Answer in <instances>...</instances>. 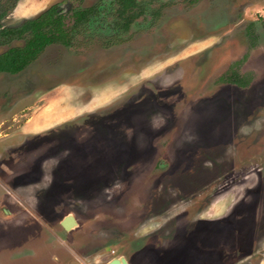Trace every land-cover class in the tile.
<instances>
[{
    "label": "rangeland",
    "instance_id": "obj_1",
    "mask_svg": "<svg viewBox=\"0 0 264 264\" xmlns=\"http://www.w3.org/2000/svg\"><path fill=\"white\" fill-rule=\"evenodd\" d=\"M72 1L69 46L0 75V264H264V0H135L127 30Z\"/></svg>",
    "mask_w": 264,
    "mask_h": 264
},
{
    "label": "trees",
    "instance_id": "obj_2",
    "mask_svg": "<svg viewBox=\"0 0 264 264\" xmlns=\"http://www.w3.org/2000/svg\"><path fill=\"white\" fill-rule=\"evenodd\" d=\"M17 1L14 0L10 7H0V21L14 10ZM119 4L121 6L119 14H126L128 8L131 10L135 6L134 0H119ZM89 13V9L82 10L75 13L74 16L76 20H81ZM131 16L135 17L136 15L132 14ZM129 22L130 19H127L125 27ZM67 37L68 32L67 28L64 27V17L62 13H57L55 7H49L38 16L25 19L15 27H3L0 24V45L17 39L25 41L23 46L11 47L0 54V72L9 74L21 72L37 59L46 46L53 43L69 45L70 41ZM231 79L227 83L232 82L230 84L238 87L245 86V84L240 83L235 74Z\"/></svg>",
    "mask_w": 264,
    "mask_h": 264
},
{
    "label": "flooded vegetation",
    "instance_id": "obj_3",
    "mask_svg": "<svg viewBox=\"0 0 264 264\" xmlns=\"http://www.w3.org/2000/svg\"><path fill=\"white\" fill-rule=\"evenodd\" d=\"M200 0H187V2L189 3V4H195V3H197V2H199ZM110 2H112L115 6L117 5L118 6V8H117V10H116V16L118 17V18H120V20L122 21L120 24H121V28L122 29H124V30H127L128 28H129V26L132 24V22L133 21H135L138 17H139V15H141L142 14V12H144V10H142L140 7H137V4H136V2H135V0H134V3H135V6L130 10L129 8H128V13H126V14H119V10H121V6H120V4H119V0H112V1H110ZM111 3V4H112ZM75 6H77V4L75 3V2H73L72 0H65V3H63V4H61L60 6H58V5H53V6H51V7H55L56 8V11H57V13H62V15H63V17H64V27L65 28H69L68 27V23H67V18L68 17H73V19H74V15H75V13H77L78 11H82V10H78V9H74V7ZM66 9H68L69 11V13L71 14V15H69V13H67L66 14V12H64V10H66ZM89 10H90V13L87 15V16H85V18H82L81 20L80 19H77L76 20V17H75V19H74V22H73V25H75V23H81V25L83 24H85V22H87V20L89 19V17H91V15L95 12V8H93V7H91V8H88ZM88 9H85V10H88ZM84 10V9H83ZM132 14H134V15H136L135 17H132L131 15ZM127 19H130V22L127 24V28L125 27V22L127 21ZM25 20V19H24ZM22 22V21H21ZM20 22V23H21ZM19 23V24H20ZM18 24V25H19ZM72 25V27H70L69 29H67V32H68V34H70V29L71 28H74V26ZM17 26V25H16ZM13 27H15V26H13ZM18 40V39H17ZM19 40H21V39H19ZM53 44H59V45H62V44H60V43H53ZM53 44H50V45H48V46H46L44 49H43V51L40 53V55L44 52V50H46L48 47H50L51 45H53ZM63 46H65V47H67V46H69V45H63ZM39 55V56H40ZM38 56V57H39ZM38 57H37V59H38ZM36 59V60H37ZM35 60V61H36ZM34 61V62H35ZM33 63V62H32ZM31 63V64H32ZM31 64H29V65H31ZM28 65V66H29ZM25 69V68H24ZM23 69V70H24ZM22 70V71H23ZM21 71V72H22ZM21 72H19V73H21ZM1 74H3V72H0V75ZM7 74H9V73H7ZM18 74V73H17ZM10 75H16V74H10ZM9 215H11V214H9ZM74 217V216H73ZM75 218V217H74ZM76 220V219H75ZM77 222V221H76ZM75 229V228H74ZM73 229V230H74ZM72 231V230H71Z\"/></svg>",
    "mask_w": 264,
    "mask_h": 264
},
{
    "label": "water",
    "instance_id": "obj_4",
    "mask_svg": "<svg viewBox=\"0 0 264 264\" xmlns=\"http://www.w3.org/2000/svg\"><path fill=\"white\" fill-rule=\"evenodd\" d=\"M60 226L64 231L69 232L78 226L73 215L68 214L60 221ZM106 264H128L127 260L123 256H117L110 259Z\"/></svg>",
    "mask_w": 264,
    "mask_h": 264
},
{
    "label": "crops",
    "instance_id": "obj_5",
    "mask_svg": "<svg viewBox=\"0 0 264 264\" xmlns=\"http://www.w3.org/2000/svg\"><path fill=\"white\" fill-rule=\"evenodd\" d=\"M1 211H2V213H3L4 215H6V216H10L9 214H11L10 211H9L8 209H6V208H2ZM62 229H63V228H62ZM63 230H64V229H63ZM69 232H70V231H69Z\"/></svg>",
    "mask_w": 264,
    "mask_h": 264
}]
</instances>
